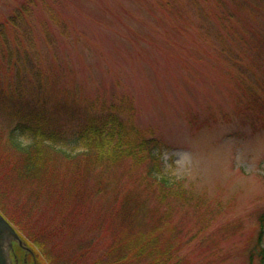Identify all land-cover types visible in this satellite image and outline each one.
<instances>
[{
	"label": "rangeland",
	"instance_id": "374dc122",
	"mask_svg": "<svg viewBox=\"0 0 264 264\" xmlns=\"http://www.w3.org/2000/svg\"><path fill=\"white\" fill-rule=\"evenodd\" d=\"M4 23L0 94L16 77L12 65H22L5 66L8 53L27 56L29 98L44 96L57 126L82 128L105 106L136 127L135 141L152 140L166 178L205 199L201 208L157 203L154 188L139 184L147 165L131 163L101 186L93 174L75 208L26 214L10 198L7 212L23 236L44 243L49 261L92 264L114 234L157 225L173 236L181 264H248L251 249L261 264L264 0H0V33ZM127 194L145 203V220L118 225L114 202ZM32 253L15 244L14 264H31Z\"/></svg>",
	"mask_w": 264,
	"mask_h": 264
},
{
	"label": "trees",
	"instance_id": "16d2710c",
	"mask_svg": "<svg viewBox=\"0 0 264 264\" xmlns=\"http://www.w3.org/2000/svg\"><path fill=\"white\" fill-rule=\"evenodd\" d=\"M18 12L16 16L22 17L26 9ZM6 23L1 25L2 39L8 36ZM10 60L11 63L21 61L22 65H12L16 77L11 80L12 83L10 76L5 78L7 91L0 94V212L26 244L32 241L36 247H30L36 255V260L32 256L31 264H37L39 258L42 264L72 262L61 257H57L56 262L50 258V262L44 243L37 244L31 236L27 238L20 233L19 222L7 212L10 198L26 214L44 206L51 208L55 204L75 208L79 206V199L85 196V187L90 180L97 177V184L101 186L104 175L117 166L131 163L133 166L147 165L139 184L154 188L157 203L162 204L169 198L183 199L185 203L192 205L194 202V207L201 208L204 198L201 202L194 200L193 193L183 183L172 182L162 174L163 164L154 152L152 140L133 139L132 133L137 131L135 126L129 129L118 116H113L112 110L102 106L104 113L90 117L82 128L71 129L73 134L67 133L55 124V113L50 110L44 96L29 98L30 90L24 83L27 77L23 75L24 71H35L34 65L29 70V58L9 52L5 66H10ZM37 73L42 74L40 70ZM35 88L39 92L37 94L44 89L42 84L35 85ZM129 111L132 113V105ZM98 195L96 189L88 196ZM114 203L116 224H134L145 220L141 217L146 212L145 203L134 195L118 197ZM73 212L74 209L69 208L68 216ZM127 220L128 223H122ZM258 221L259 232L255 241L260 246L264 239V215ZM133 229L114 234L92 264H181V258L175 253L177 248L173 244V236L163 235L160 226L148 230ZM96 240H91L88 245L91 243L92 246ZM254 253L255 250L251 249L248 264H254ZM259 256L260 263L264 264V248L259 251Z\"/></svg>",
	"mask_w": 264,
	"mask_h": 264
},
{
	"label": "water",
	"instance_id": "95a60500",
	"mask_svg": "<svg viewBox=\"0 0 264 264\" xmlns=\"http://www.w3.org/2000/svg\"><path fill=\"white\" fill-rule=\"evenodd\" d=\"M15 244L26 255L33 254L13 225L0 212V264H14L12 252Z\"/></svg>",
	"mask_w": 264,
	"mask_h": 264
}]
</instances>
